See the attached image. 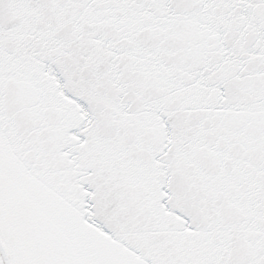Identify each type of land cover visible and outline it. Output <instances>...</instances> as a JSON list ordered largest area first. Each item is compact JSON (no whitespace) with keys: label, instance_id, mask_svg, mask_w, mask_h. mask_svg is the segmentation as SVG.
Wrapping results in <instances>:
<instances>
[{"label":"snow or ice","instance_id":"snow-or-ice-1","mask_svg":"<svg viewBox=\"0 0 264 264\" xmlns=\"http://www.w3.org/2000/svg\"><path fill=\"white\" fill-rule=\"evenodd\" d=\"M0 264H264V0H0Z\"/></svg>","mask_w":264,"mask_h":264}]
</instances>
